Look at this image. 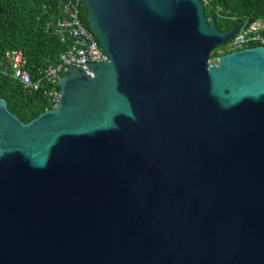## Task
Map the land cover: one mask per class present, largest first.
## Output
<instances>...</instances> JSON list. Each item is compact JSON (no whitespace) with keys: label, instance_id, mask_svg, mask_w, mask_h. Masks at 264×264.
<instances>
[{"label":"water","instance_id":"water-1","mask_svg":"<svg viewBox=\"0 0 264 264\" xmlns=\"http://www.w3.org/2000/svg\"><path fill=\"white\" fill-rule=\"evenodd\" d=\"M109 60L23 122L0 97V264H264V45L201 0H83Z\"/></svg>","mask_w":264,"mask_h":264},{"label":"trees","instance_id":"trees-1","mask_svg":"<svg viewBox=\"0 0 264 264\" xmlns=\"http://www.w3.org/2000/svg\"><path fill=\"white\" fill-rule=\"evenodd\" d=\"M61 1L63 0H0V62L6 49H20L24 55V67L34 77L37 76L38 68L55 63L58 54L69 43L62 42L46 29V25L60 16L58 4ZM205 1L204 17L207 23L213 20L219 31L234 28L244 21L261 20L264 23V0ZM80 19L92 31L87 22L85 6ZM262 33L264 34V28ZM224 46H217L212 57H217L220 49H225ZM10 76L9 73L0 74V97L5 99L7 109L23 122L51 107L43 93L48 84L43 83L38 90L27 93Z\"/></svg>","mask_w":264,"mask_h":264},{"label":"built area","instance_id":"built-area-1","mask_svg":"<svg viewBox=\"0 0 264 264\" xmlns=\"http://www.w3.org/2000/svg\"><path fill=\"white\" fill-rule=\"evenodd\" d=\"M201 2L203 4L206 1L201 0ZM83 7V0H63L58 4L60 16L46 25V29L55 34L62 42L69 43L67 48L58 54L55 63L38 68L37 76L34 77L24 67L22 51L13 48L6 49L3 53V60L0 62V74L9 73L10 77L17 81L21 89L27 93L38 90L43 83L48 84L43 93L53 107L58 96L55 83L65 73L68 66H74L91 74L87 66L88 63H103L109 60L99 45L96 34L80 19ZM263 28L264 23L261 20L244 21L236 33L224 43L225 49L232 51L254 45H264ZM216 61L217 58L211 55L208 67L216 65Z\"/></svg>","mask_w":264,"mask_h":264},{"label":"rangeland","instance_id":"rangeland-1","mask_svg":"<svg viewBox=\"0 0 264 264\" xmlns=\"http://www.w3.org/2000/svg\"><path fill=\"white\" fill-rule=\"evenodd\" d=\"M227 50H228V49H227ZM227 50H225V49L222 48V49H220V52H224V51H227Z\"/></svg>","mask_w":264,"mask_h":264},{"label":"clouds","instance_id":"clouds-1","mask_svg":"<svg viewBox=\"0 0 264 264\" xmlns=\"http://www.w3.org/2000/svg\"><path fill=\"white\" fill-rule=\"evenodd\" d=\"M212 55V54H211Z\"/></svg>","mask_w":264,"mask_h":264}]
</instances>
